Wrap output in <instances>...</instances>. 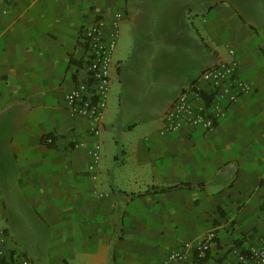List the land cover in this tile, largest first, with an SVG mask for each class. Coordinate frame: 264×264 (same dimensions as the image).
I'll return each instance as SVG.
<instances>
[{
	"label": "crops",
	"instance_id": "obj_1",
	"mask_svg": "<svg viewBox=\"0 0 264 264\" xmlns=\"http://www.w3.org/2000/svg\"><path fill=\"white\" fill-rule=\"evenodd\" d=\"M115 13L145 64L123 91L116 47L92 171L88 122L64 95L86 74L83 30ZM231 58L249 92L212 131L161 135L179 90ZM209 231L206 260L189 249L177 264L264 238V0H0L4 262L163 264Z\"/></svg>",
	"mask_w": 264,
	"mask_h": 264
},
{
	"label": "built area",
	"instance_id": "obj_2",
	"mask_svg": "<svg viewBox=\"0 0 264 264\" xmlns=\"http://www.w3.org/2000/svg\"><path fill=\"white\" fill-rule=\"evenodd\" d=\"M120 19L121 14L115 13L110 22V29L107 30L106 21L97 18L83 30L86 74L64 95L70 116L82 117L88 122V133L93 139L88 151L89 169L92 171L98 167L102 155V116L110 93V70L119 38ZM229 54L233 55V52L229 51ZM237 65L234 58L220 61L201 72L190 85L180 89L163 116L159 133L170 134L185 127L204 132L212 131L217 122L226 116L227 108L250 90V85L239 78ZM46 142L52 143V138H47ZM215 238L214 231H209L202 240L193 245L184 243L180 249L171 251L163 264H177L183 261L189 249L197 259H204L210 252ZM232 254V260H225L220 264H264V238L257 239L247 248H235ZM15 257L5 264H35L21 254ZM0 259H4V249L1 245Z\"/></svg>",
	"mask_w": 264,
	"mask_h": 264
},
{
	"label": "rangeland",
	"instance_id": "obj_3",
	"mask_svg": "<svg viewBox=\"0 0 264 264\" xmlns=\"http://www.w3.org/2000/svg\"><path fill=\"white\" fill-rule=\"evenodd\" d=\"M121 32V28L119 27V38H118V42H117V47L120 48L121 50V56H122V63H120V68H121V77H119L120 79L118 80H122V89L124 91L127 82L131 79L134 78V76H141V66L144 65H140V67L137 64L138 62H144L145 64V57L143 60V55L139 54V58L137 59L136 57V53H137V49H136V44H135V40L132 42L129 41V39H126L125 34L122 32V35H120ZM117 49V48H116ZM142 62V63H143ZM139 67V68H138ZM122 78V79H121ZM123 80L125 82H123Z\"/></svg>",
	"mask_w": 264,
	"mask_h": 264
},
{
	"label": "trees",
	"instance_id": "obj_4",
	"mask_svg": "<svg viewBox=\"0 0 264 264\" xmlns=\"http://www.w3.org/2000/svg\"><path fill=\"white\" fill-rule=\"evenodd\" d=\"M207 255H208V254H207ZM207 255H206V257H205L204 259H197V258L195 257V255H194V257H195V259H196L197 261H204V260H206ZM4 261H5L4 259H0V264H5Z\"/></svg>",
	"mask_w": 264,
	"mask_h": 264
}]
</instances>
